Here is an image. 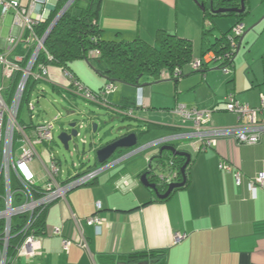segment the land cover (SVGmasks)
Segmentation results:
<instances>
[{"label":"crops","instance_id":"obj_1","mask_svg":"<svg viewBox=\"0 0 264 264\" xmlns=\"http://www.w3.org/2000/svg\"><path fill=\"white\" fill-rule=\"evenodd\" d=\"M18 1L24 5L29 2ZM202 1L102 0L98 23L107 41L140 38L156 45L157 33L167 31L191 40L194 59H199L206 46L203 27L212 28L209 43L229 32L237 22V18L231 24L218 22V18L225 16L206 22L200 5ZM251 1L248 0L249 14L245 19L255 8L264 10V0L261 5L258 0L255 6ZM6 21L10 23V32L12 18L8 16L4 23ZM216 30L220 33L216 34ZM8 34L0 38V53L6 47ZM256 37L253 41L245 36L229 73L219 67L211 53L205 58L203 70L188 69L177 80L145 79L142 84L149 85L139 86L138 96L135 88L116 83V90L106 96L107 103L123 108L124 120L135 121L140 135L138 147L119 150L118 157L112 159L116 154L113 155L111 163L109 160L98 164L95 160L94 165L89 163L74 172L62 168V179L89 168L96 169L98 165L105 169L95 181L70 191L67 200L57 201L48 208L46 233L39 238V252L33 257L18 256L11 264H119L133 253L154 250L166 252L167 264H264V188L251 184L264 172V135L257 145H242L230 137L220 138L217 146L207 151H196L189 143L177 145L178 149L188 148L192 155L189 184L165 202H156L155 194L140 180L151 162L158 163L154 158L160 147H148L139 152L146 151L141 156L125 162L129 157L123 158L140 146L190 131L192 123H183L182 117L174 113L181 105L211 111V124L215 127L234 126L237 117L227 111L225 103L226 97L233 93L239 102L258 109V120L264 122V25ZM23 46L20 44L13 50L12 60L26 53ZM237 57H241V67ZM70 69L94 91H102L107 85L103 76H94L85 60L71 63ZM43 81L63 99L70 100L71 95L78 97L70 93L69 80L61 68L50 66L47 79ZM140 94L144 97L140 98ZM31 121L29 127L41 123L32 124ZM50 144L39 145L38 151L40 147L48 150ZM39 154L43 159L40 151ZM43 160L48 163L50 154ZM221 163L241 172L240 184L234 172L220 168ZM98 203L100 209H97ZM94 215L102 221L99 227L86 222V218ZM74 217L81 222L88 249L79 245L82 233ZM57 227L62 229L63 236L54 235ZM178 234L186 237L175 242ZM64 238L73 242L68 251L64 250Z\"/></svg>","mask_w":264,"mask_h":264},{"label":"built area","instance_id":"obj_2","mask_svg":"<svg viewBox=\"0 0 264 264\" xmlns=\"http://www.w3.org/2000/svg\"><path fill=\"white\" fill-rule=\"evenodd\" d=\"M75 1L68 0L44 35L40 36L37 33L38 26L49 19L60 0H29L27 5L18 0H0V28L8 16L12 18L11 31L6 38V47L0 53L2 81H8L9 86L14 75L21 72L20 81L12 95H8L6 92L8 86L0 87V264H11L18 256H35L40 249V236L37 235L35 228L38 215L55 202L67 200L70 191L95 181L105 169L96 168L87 173L76 172L73 176L62 179L64 172L56 155L50 153V161L44 162L37 148L39 145L50 144L54 141L55 122L59 117L51 121L33 124L35 103L29 99L23 105L29 81L47 79L49 67L40 65L39 68H35L38 56L42 51H46L45 42L52 25ZM243 32V24L237 25L233 30V33L240 37ZM20 44L26 47V53L12 60L13 50ZM233 47L236 50L235 43H233ZM94 54L99 53L95 52ZM209 55L211 53L205 58ZM212 57L216 60L214 54ZM205 58L195 59L191 63L192 68L194 70L202 68L206 62ZM62 70L69 80L70 93L89 102L113 109L107 103L106 96L116 90L115 84L108 83L102 91L96 92L87 87L70 70ZM223 71L229 73L230 69L225 67ZM23 106H26L30 112L33 124L31 127L20 121ZM226 109L237 117L236 125L215 127L211 124V111L178 106L174 113L182 117L183 123H192L190 131L155 140L131 151L123 158L130 157L148 147L176 145L185 140H190L189 146L194 147L196 151L215 148L220 138L230 137L242 145H257L262 141L264 122L258 120V109L239 102L233 93L226 97ZM29 128L32 129L31 132ZM220 168L226 172H234L237 183H241L242 174L239 170L224 163L220 164ZM166 169L161 167L156 175L158 180L168 184L174 183L175 170L173 168ZM251 184L253 187L264 188V172H261ZM100 208L101 205L98 203L97 209ZM20 216H25L22 223L21 220H16ZM74 220L82 233L80 220L75 217ZM86 222L89 225L96 224L97 227L102 223L96 215L86 218ZM15 228L19 230L16 233H14ZM54 235L63 236L62 229L55 228ZM185 237L186 235L178 234L175 237V242H181ZM72 243L70 239L64 238V250L68 251ZM79 245L88 249V241L83 233ZM12 246L16 250L14 257L9 254V249Z\"/></svg>","mask_w":264,"mask_h":264},{"label":"trees","instance_id":"obj_3","mask_svg":"<svg viewBox=\"0 0 264 264\" xmlns=\"http://www.w3.org/2000/svg\"><path fill=\"white\" fill-rule=\"evenodd\" d=\"M68 0H60L57 8L51 13L49 19L40 24L37 33L43 36L58 13L62 10ZM102 0H76L62 15L45 42V50L42 51L37 59L35 68L40 65L47 67L54 66L61 69H70L71 63L78 60L87 61L108 83H123L128 85H142L147 78L154 79H174L183 76L186 70L194 69L191 63L195 60L193 53V43L191 40L160 30L156 35V45H152L140 38L133 41L113 40L107 41L103 38V30L98 23L99 10ZM248 0H245V11L216 13L219 9H234L241 7V0H203L200 4L204 13L205 21H209L218 16H229L237 18L236 24L231 30L220 34L213 42L208 43V37L212 35V28L203 27L202 37L206 45L202 51L205 58L209 53L214 54L219 67H234L236 50L233 43L237 46L240 36L233 33L234 28L242 24L245 17L249 14L247 7ZM99 54L95 55L94 53ZM206 62H204L203 70ZM196 71V70H195ZM21 78V72L14 75L7 89L8 95H12ZM43 81V80H42ZM41 81L30 80L24 97L23 105L28 102L36 85ZM94 91V90H93ZM99 92V91H96ZM226 103V102H225ZM129 118V116H127ZM177 148V145H172ZM190 153L187 149H178ZM191 154V153H190ZM192 156V155H191ZM158 163L163 168H173L176 172L175 182H182L184 175L182 167L187 161V157L175 155L170 151H164L156 156ZM192 159L186 168V183L182 188L175 189L167 199H159L156 195V202L167 201L174 193L185 188L189 184V167ZM170 163H173L172 165ZM171 165V166H170ZM166 169V170H167ZM93 170L92 168L83 173ZM148 172V169L145 173ZM149 180L157 185L160 193H164L169 188L167 182H161L153 172H149ZM174 182V183H175ZM150 192L153 190L147 188ZM155 194V193H154ZM153 201L149 202L152 203ZM148 203V204H149ZM48 208L41 212L36 218L35 228L37 235H44ZM25 216H20L16 220L23 222ZM15 228V232H18ZM19 239V238H17ZM16 242V241H15ZM11 256H16V250L12 246L9 249ZM126 264H167L166 252L154 250L150 252L133 253L123 258ZM121 262V263H122ZM120 264V263H119Z\"/></svg>","mask_w":264,"mask_h":264},{"label":"rangeland","instance_id":"obj_4","mask_svg":"<svg viewBox=\"0 0 264 264\" xmlns=\"http://www.w3.org/2000/svg\"><path fill=\"white\" fill-rule=\"evenodd\" d=\"M251 2H252V6H255V4L258 3V0H252ZM258 4L261 5V0ZM59 19L57 20V22L59 21ZM217 20L218 22L228 21L231 24L235 20V18L225 16L222 18H218ZM263 25H264V10L255 8L252 15H250L244 20V26H246V28L244 29L243 33L249 30L246 34V37L254 41V39L257 38L256 36L259 35V32L261 31ZM8 26H10V23L9 21H6V23H4V25L0 28V37L5 38L7 36L9 32ZM206 27L208 26L206 25ZM215 33L219 34L220 31L216 30ZM25 48L26 47L23 46V49ZM236 60H238L240 66V64L242 63L241 57H239V59L237 57ZM91 70L95 77L100 76V74L97 71H95L93 68ZM6 86H8V81L5 82L2 81V76L0 72V87H6ZM122 86L125 87L126 85H122ZM128 86L135 88L136 90L135 94L138 96L139 93L138 87L133 85H128ZM70 95L71 94H69V96ZM140 95H141L140 98L144 97L143 94ZM73 97L75 96L71 95V97L69 98L70 100L63 99L60 95L54 92L50 88V86L46 84L44 81H41L36 85L34 91L30 96V100L33 103H35V109H36L33 112V114L35 115L33 122L38 123L44 120H51L54 117L60 115V118L55 122V130H54L55 141L49 145L48 150L43 147L39 148V151L41 152V154H43L42 155L43 159H46L47 155H49L51 152L54 155H56L58 160L61 162L62 168L65 171H70V172H74V170L76 169L81 170L80 168L81 166L85 167L87 164L89 165V163L93 164L95 162V153L90 152L92 149L91 143L95 142L97 146L96 148H98L100 146L105 145L112 138H115L117 136L119 128L127 125L136 126L135 121H132L130 119L124 120V116H121L122 113L124 115L123 108L116 106V107H112L113 109H107L99 105L93 104L92 102L83 100L80 97L77 98H73ZM74 120L77 121L78 125L80 126L79 135L78 137L74 138L71 141L70 150H66L59 141L58 137L63 131L69 129V124L71 122H74ZM20 121L26 124H29V122L31 121L30 112L29 110L26 109V107L23 108V110L21 111ZM95 125L97 126L96 131H94ZM189 142L190 140H185L183 141L182 144L187 145V143ZM176 145L180 146L181 142L177 143ZM77 149L78 152H80V154L86 153L85 155L86 160H82V157L78 155ZM185 149L188 148L185 147ZM144 152L129 157L125 159L124 162L130 158H137L142 154H144ZM115 157H118V154H116L112 159H115ZM112 159H110L109 163L114 161ZM88 160H90V162ZM156 165L157 164L153 165L154 168L156 167ZM97 168L101 169L102 166L98 165ZM159 170H161V168Z\"/></svg>","mask_w":264,"mask_h":264},{"label":"water","instance_id":"obj_5","mask_svg":"<svg viewBox=\"0 0 264 264\" xmlns=\"http://www.w3.org/2000/svg\"><path fill=\"white\" fill-rule=\"evenodd\" d=\"M230 11L238 12V13L244 12L245 11V0H241V7L240 8H234V9L222 8L219 10H215L216 13H226V12H230ZM56 23H57V21L52 25L51 31L55 27ZM247 32H245L241 35L240 42H239L237 49H236V53L239 52L241 45H242V42H243ZM91 68H93V67L91 66ZM148 85H149V83H146V84H142L141 86H148ZM133 86L139 87L140 85H133ZM79 129H80V126L78 125V122L74 121V122H71L69 124L68 130L63 131L59 135L58 139L66 150H70V143L74 138L78 137ZM96 130H97V126L95 125L94 131H96ZM139 137H140L139 132H137V128L135 126H132V125L123 126V127L119 128L117 136L115 138H112L111 140H109L105 145L96 148L97 147L96 143L95 142L91 143L92 149L90 152L95 153V160L97 161L98 164H105L119 150H129V149L138 147ZM164 151H170L175 155H182V156L187 157V161L184 164V166L182 167V173L184 175L183 181L171 183L166 192L160 193L159 190L157 189V185L155 183H152L149 180V172H153L155 175H157V173L160 171L159 169L161 168V165L157 163L158 165L154 168L152 162L148 166V172L144 173L140 178L141 183L146 188L153 190L155 195L159 199H163V200L167 199L175 189L182 188L185 185V183H186V177H185L186 168L192 159V156L190 153L177 150V148L175 146H172V145H165V146L160 147L159 154L161 155ZM77 152H78V149H77ZM78 155L80 157H82V160H86V158H85L86 153L80 154V152H78ZM88 159H90V158H88ZM120 264H126V263H120Z\"/></svg>","mask_w":264,"mask_h":264}]
</instances>
